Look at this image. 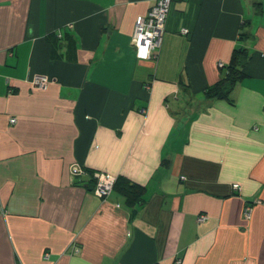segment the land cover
Segmentation results:
<instances>
[{"label":"crops","instance_id":"obj_1","mask_svg":"<svg viewBox=\"0 0 264 264\" xmlns=\"http://www.w3.org/2000/svg\"><path fill=\"white\" fill-rule=\"evenodd\" d=\"M155 1L0 0V264H264V0H171L139 59ZM236 48L243 77L207 98Z\"/></svg>","mask_w":264,"mask_h":264},{"label":"built area","instance_id":"obj_2","mask_svg":"<svg viewBox=\"0 0 264 264\" xmlns=\"http://www.w3.org/2000/svg\"><path fill=\"white\" fill-rule=\"evenodd\" d=\"M170 2L171 0H156L146 14L136 17L131 42L134 46L137 58L152 59L156 56L154 50L160 45ZM181 32L186 33L187 29L183 28ZM220 65H222V63H220ZM29 81L33 88L43 89L51 82V78L44 74H32ZM14 120L15 118L9 119L10 122H14ZM82 173L83 168L77 164H73L71 167V174L76 176ZM93 177V193L101 198L106 197L113 189L115 177L109 173L100 171H94ZM233 186L237 187V184ZM243 214L245 217L250 216V206L245 205ZM204 218V215L198 216V220H203ZM46 255L47 254H45V256Z\"/></svg>","mask_w":264,"mask_h":264},{"label":"trees","instance_id":"obj_3","mask_svg":"<svg viewBox=\"0 0 264 264\" xmlns=\"http://www.w3.org/2000/svg\"><path fill=\"white\" fill-rule=\"evenodd\" d=\"M247 58L248 56L244 48L241 49L236 48L233 51L229 62L225 65V71L222 77L212 85L207 86L204 89L203 92L204 95L207 98L228 99L229 93L233 89V86L244 75L243 66L247 61ZM83 172H85L84 169ZM93 172H90V176L91 179L94 181ZM114 188L119 189V191L125 196V198L129 202L135 200H141L143 187L136 183H131L125 178H115L113 189Z\"/></svg>","mask_w":264,"mask_h":264}]
</instances>
